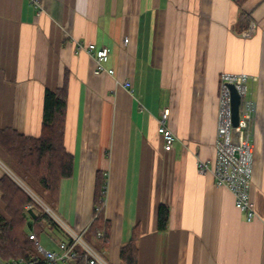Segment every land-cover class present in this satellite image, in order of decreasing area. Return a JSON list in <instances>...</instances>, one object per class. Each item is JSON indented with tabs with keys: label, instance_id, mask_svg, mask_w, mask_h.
<instances>
[{
	"label": "crops",
	"instance_id": "1",
	"mask_svg": "<svg viewBox=\"0 0 264 264\" xmlns=\"http://www.w3.org/2000/svg\"><path fill=\"white\" fill-rule=\"evenodd\" d=\"M243 11L254 24L249 37L234 0H41V8L0 0V129L40 137L45 92L66 83L64 145L74 168L52 211L86 231L102 171L108 237L90 242L108 264H125L121 248L134 233L137 264H264V0H248ZM91 44L109 49L112 74L97 71L82 47ZM240 73L254 78L252 221L210 169H198L216 157L221 76ZM164 110L176 138L170 148L159 131ZM12 165L0 145V179L46 199ZM49 232L38 240L56 251L64 235Z\"/></svg>",
	"mask_w": 264,
	"mask_h": 264
},
{
	"label": "trees",
	"instance_id": "2",
	"mask_svg": "<svg viewBox=\"0 0 264 264\" xmlns=\"http://www.w3.org/2000/svg\"><path fill=\"white\" fill-rule=\"evenodd\" d=\"M247 1L234 0L240 8L238 27L241 28V32L250 22L249 16L243 11ZM67 96L66 83L55 91L46 90L40 137H30L14 130L0 129L1 147L10 155L24 179L36 183L46 192L47 197L43 200L52 210L57 200L61 179L70 177L74 168V158L64 145ZM24 179L23 181L26 182ZM106 182L105 174L98 171L94 192V219L85 231V239L88 242L92 238L103 243L107 242L109 224L105 220L104 210L98 211L104 198L103 186ZM0 190L5 203V213L0 212V261L4 263L30 261L32 257H37L35 264H47L37 253L36 243L30 235L34 234L38 238L41 233L56 230L58 233H63L62 240L70 241L69 237L64 234L63 228L57 221L9 175H4L0 179ZM30 207L37 214V219L33 223L28 222L27 209ZM169 215L168 208L164 205L160 206L158 215L160 230L168 227ZM99 232L103 233L102 237L98 236ZM135 235L134 233L132 239L121 248V259L125 264H137ZM74 262L85 264L83 258H78Z\"/></svg>",
	"mask_w": 264,
	"mask_h": 264
},
{
	"label": "built area",
	"instance_id": "3",
	"mask_svg": "<svg viewBox=\"0 0 264 264\" xmlns=\"http://www.w3.org/2000/svg\"><path fill=\"white\" fill-rule=\"evenodd\" d=\"M36 8H41V0H29ZM254 33V24L242 32V35L249 37ZM125 42H127L125 40ZM89 54L95 57L96 68L98 72H107L112 74V70H108L105 64L109 60V49L102 47L96 49L91 44L82 46ZM251 76L245 73L240 74H223L220 79V93L218 104V134L216 138V157L213 162H198L200 172L211 170L215 176L216 183L220 187L229 189L235 196L236 205L246 215V220L252 221L255 218V212L250 201V186L252 182V159L254 146L252 143L251 122L254 117L255 104L251 99L252 92L250 90ZM129 82H125L129 86ZM229 84H233L239 95L241 96V104L239 109V121L235 127L232 119V107L230 98ZM169 111L164 110L160 120L159 131L164 138L166 147L173 146L176 138L174 133L167 127ZM233 129L241 132L240 145L232 143ZM107 195V182L103 186V200L98 207V211L105 209ZM35 201L37 202L36 198ZM43 209L42 204L37 202ZM45 211H50L49 208ZM59 220V219H58ZM56 220L57 223L61 220ZM66 229L67 236L70 241L56 240L57 250L46 249L34 234L30 238L36 243L37 253L41 259L47 264H64L74 262L78 258H83L85 264H108L97 249L88 241L83 239L85 231L77 232L70 228L64 222H61ZM264 231V228H263ZM99 237L103 236L102 232L98 233ZM37 257H32L30 261H13L0 264H35Z\"/></svg>",
	"mask_w": 264,
	"mask_h": 264
},
{
	"label": "water",
	"instance_id": "4",
	"mask_svg": "<svg viewBox=\"0 0 264 264\" xmlns=\"http://www.w3.org/2000/svg\"><path fill=\"white\" fill-rule=\"evenodd\" d=\"M230 89L231 107H232V119L233 124L236 127L239 121V109L241 104V96L239 95L236 87L233 84L228 85ZM232 143L234 145H240L241 143V132L233 129L232 131ZM28 214L33 220L37 219V214L35 210L30 207L27 209Z\"/></svg>",
	"mask_w": 264,
	"mask_h": 264
},
{
	"label": "rangeland",
	"instance_id": "5",
	"mask_svg": "<svg viewBox=\"0 0 264 264\" xmlns=\"http://www.w3.org/2000/svg\"><path fill=\"white\" fill-rule=\"evenodd\" d=\"M12 166H13V168H15L16 169V171H18L19 172V175H21L22 176V174L20 173V171L18 170V168H17V166L12 162ZM33 195V194H32ZM39 196V195H38ZM37 196V197H38ZM37 197H35L34 196V198H36V200H37V202H39L40 204H42L43 205V207L45 208V209H47V208H49L50 209V211H47V213L52 217V218H54L55 220H58L57 218H56V215L54 214V212L52 211V209L45 203V201L40 197V198H37ZM45 209H44V211H45ZM46 212V211H45ZM59 221V220H58ZM58 224L63 228V231H64V234H67V232H66V229L64 228V225L59 221L58 222ZM42 234V233H41ZM43 235H45V238H47L48 236L49 237H52L53 239H55V238H57V237H59V233H58V231H56V230H54L53 231V234L52 235H46V234H43ZM42 235V236H43ZM54 236V237H53ZM48 237V238H49ZM83 239L86 241V239H85V232H84V234H83ZM42 245H44V247L46 248V249H48L47 247V245L43 242L42 243ZM94 246V245H93ZM50 248L52 247V246H49Z\"/></svg>",
	"mask_w": 264,
	"mask_h": 264
},
{
	"label": "bare ground",
	"instance_id": "6",
	"mask_svg": "<svg viewBox=\"0 0 264 264\" xmlns=\"http://www.w3.org/2000/svg\"><path fill=\"white\" fill-rule=\"evenodd\" d=\"M39 239V238H38Z\"/></svg>",
	"mask_w": 264,
	"mask_h": 264
}]
</instances>
